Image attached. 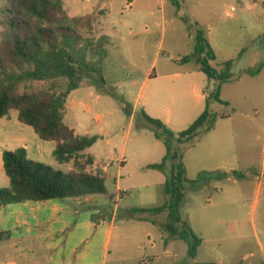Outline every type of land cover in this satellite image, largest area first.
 Instances as JSON below:
<instances>
[{"label": "rangeland", "instance_id": "374dc122", "mask_svg": "<svg viewBox=\"0 0 264 264\" xmlns=\"http://www.w3.org/2000/svg\"><path fill=\"white\" fill-rule=\"evenodd\" d=\"M70 1L72 9L69 2L65 7L69 16L97 15L93 33L82 31L84 36H108V57L69 96L74 118L68 122L78 134L97 137L89 154L103 167L110 163L109 191L118 193L120 185L126 192L118 200L110 192L96 194L90 202L96 219L110 220L116 212L112 247L123 242L119 255L127 259L115 264H136L153 256L160 259L148 264H195L194 259L197 264H264V0H179L180 7L169 0L164 5L161 0ZM4 3L0 0V40ZM185 17L198 23L216 47L214 65L229 58L235 74L233 81L222 86L221 97L227 104L213 99L210 104L212 111L229 118H218L210 132H203L182 149L187 176L195 179L200 169H206L244 177L231 175L186 192L182 217L202 244L192 258L187 255L188 245L176 240L170 258L164 255L162 240L170 234L167 213L130 214L128 210L161 206L167 199L160 170L148 168L161 161L165 144L144 118L143 101L147 97L161 111L172 109L179 115L195 106L193 83L184 81L195 63L179 61L194 51V34ZM87 58L96 63L99 56L89 52ZM152 72L161 77L146 82ZM202 75L209 82L204 86L209 96L216 81ZM67 84L68 79L54 88L49 80L25 81L19 90H64ZM200 150L206 162L198 157ZM51 158L40 159L53 166ZM122 158L124 165L117 163ZM8 184L0 168V188ZM8 245L0 243V255Z\"/></svg>", "mask_w": 264, "mask_h": 264}, {"label": "trees", "instance_id": "16d2710c", "mask_svg": "<svg viewBox=\"0 0 264 264\" xmlns=\"http://www.w3.org/2000/svg\"><path fill=\"white\" fill-rule=\"evenodd\" d=\"M169 1L178 7L181 5L179 0ZM96 19L95 12L69 16L64 0H5L1 11L0 118L16 110L21 123L32 126L41 139L55 142L53 156L57 162L72 163L73 169L64 172L34 161L29 158L25 147L3 151L4 170L10 183L8 187L0 188V206L109 193L103 169L95 168L94 158L85 153L96 143L97 137L76 134L65 120L70 94L82 80L93 77L91 72H98L109 54L108 36L94 39L83 35L82 31L93 33ZM185 21L194 34V51L179 61H196L199 70L216 81V87L207 97V106L201 115L177 134L161 119L143 111L146 121L156 129V138L163 140L166 147L161 162L148 168L164 171L168 164L171 165L164 185L167 200L161 206L132 208L128 212L152 215L166 212L167 230L172 237L188 245V254L194 258L202 239L182 217L186 192L196 191L214 180H224L231 175L244 176L237 172L219 171L201 172L195 179L187 176L182 149L203 132H210L218 118H229L228 114L212 111L210 104L211 99L227 104L221 97L222 86L233 81L235 74L231 60L218 67L214 65L216 52L205 30L188 17ZM89 52L99 56L96 63L88 61ZM259 71L260 68L256 69L252 75ZM63 79H68L64 90H19L20 84L25 81L49 80L54 88ZM110 197L113 198L112 195ZM9 238V232H0V241Z\"/></svg>", "mask_w": 264, "mask_h": 264}, {"label": "crops", "instance_id": "0c3cea01", "mask_svg": "<svg viewBox=\"0 0 264 264\" xmlns=\"http://www.w3.org/2000/svg\"><path fill=\"white\" fill-rule=\"evenodd\" d=\"M165 1L167 0H161L163 5ZM64 2L65 7L68 2L71 5L70 0L68 2L64 0ZM225 13L228 16H232V12L228 9L225 10ZM146 31H149L148 27H146ZM208 40L214 48L217 57L218 51L216 47L209 38ZM226 61H230V59L227 58L222 63ZM194 63L195 66L189 69L185 73L186 76H184L186 77L184 78L185 82L193 83L194 108H190L186 114L179 115L177 111H173L172 109L167 110V112L161 111L157 106H154V103H152L154 101L150 102L147 97L142 103L147 114L151 117L161 119L176 134L188 128L207 106L208 94L205 92L204 86L209 82L205 80L202 75L205 73L199 70L196 61ZM160 77L161 75H154V72H152L146 78V82L151 79L158 80ZM14 111L16 113H11L9 116L0 118V168L4 170L3 151H14L20 147H25L30 159L44 163L40 158L43 159L51 155V161L54 162L52 163L53 166H50L64 172L71 171L73 169L72 163H59L54 158L55 142L41 139L32 126L19 121L18 112L16 110ZM73 118V112L68 99L65 120L69 124L68 120H72ZM76 134L78 133L76 132ZM92 147L88 148L85 153L91 155L89 154V150ZM202 151L204 150H200L198 157L206 162L205 152ZM165 154L166 147L165 151L161 152L160 158H163ZM92 157L95 160V168L100 167L103 169L107 177L110 163L108 162L103 167L96 157ZM118 162L124 165L126 164V159L122 158L121 160H117ZM185 165L187 175L190 176L186 161ZM170 169L171 165L168 164L164 171H160L162 186L165 185L166 173ZM218 171L230 173L228 170ZM201 172L216 171L200 169L196 173V177ZM120 188L119 185L117 187L118 193L116 194L108 189L112 196L115 197V200L123 197L126 193ZM93 197L94 195H87L78 198L26 201L0 206V232L10 233L9 239L0 241V243H9V247L6 248L4 254L0 255V264H115L125 261L127 258L119 255V251L123 249V242L120 246L116 245L115 249L112 247L117 229L116 212L111 215L110 220L106 218L104 221L96 219L94 206L90 204L93 201ZM162 240L166 244L164 255L170 257V248L178 239L169 234ZM260 246L262 247L261 243ZM187 255L190 257L189 254ZM159 259L160 257L153 256L141 261L144 263L138 262L136 264L155 263ZM193 263L197 264L195 259ZM182 264L187 263L184 262Z\"/></svg>", "mask_w": 264, "mask_h": 264}]
</instances>
